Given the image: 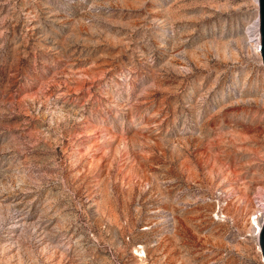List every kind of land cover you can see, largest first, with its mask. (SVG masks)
<instances>
[{
  "label": "rangeland",
  "instance_id": "obj_1",
  "mask_svg": "<svg viewBox=\"0 0 264 264\" xmlns=\"http://www.w3.org/2000/svg\"><path fill=\"white\" fill-rule=\"evenodd\" d=\"M257 0H0V264H264Z\"/></svg>",
  "mask_w": 264,
  "mask_h": 264
},
{
  "label": "water",
  "instance_id": "obj_2",
  "mask_svg": "<svg viewBox=\"0 0 264 264\" xmlns=\"http://www.w3.org/2000/svg\"><path fill=\"white\" fill-rule=\"evenodd\" d=\"M258 3V19L260 31V54L264 64V0H257ZM259 246L264 259V220L259 232Z\"/></svg>",
  "mask_w": 264,
  "mask_h": 264
},
{
  "label": "bare ground",
  "instance_id": "obj_3",
  "mask_svg": "<svg viewBox=\"0 0 264 264\" xmlns=\"http://www.w3.org/2000/svg\"><path fill=\"white\" fill-rule=\"evenodd\" d=\"M258 23H259V19L257 20V26H256V40H257V43H256V49H257V52L260 53L259 51V33H258ZM263 220H264V216L261 214L259 217L257 215V220H256V224L257 226L255 227L256 229V232H257V235L259 236V232L261 230V226H262V223H263Z\"/></svg>",
  "mask_w": 264,
  "mask_h": 264
},
{
  "label": "built area",
  "instance_id": "obj_4",
  "mask_svg": "<svg viewBox=\"0 0 264 264\" xmlns=\"http://www.w3.org/2000/svg\"><path fill=\"white\" fill-rule=\"evenodd\" d=\"M258 33H259V43H260L259 23H258ZM259 51H260V45H259ZM261 214L264 216V210H263L261 213H259L258 217H259ZM254 218H257V215H256Z\"/></svg>",
  "mask_w": 264,
  "mask_h": 264
}]
</instances>
